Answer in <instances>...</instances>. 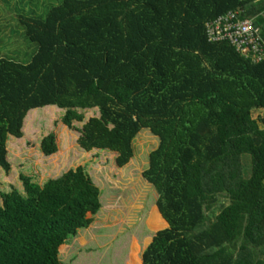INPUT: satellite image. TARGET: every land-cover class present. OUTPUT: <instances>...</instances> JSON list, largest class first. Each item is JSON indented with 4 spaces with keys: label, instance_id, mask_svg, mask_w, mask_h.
Wrapping results in <instances>:
<instances>
[{
    "label": "trees",
    "instance_id": "1",
    "mask_svg": "<svg viewBox=\"0 0 264 264\" xmlns=\"http://www.w3.org/2000/svg\"><path fill=\"white\" fill-rule=\"evenodd\" d=\"M234 11L264 37V0H62L26 19L37 54L0 59V169L10 174L9 138H24L37 109L62 111L78 146L117 154L118 168L149 129L160 144L144 177L169 227L142 264H264V116H251L264 110V61L208 37V23ZM88 110L97 115L84 123ZM40 148L57 155V135ZM21 182L23 193L1 195L0 264H63L61 249L102 209L101 190L84 168Z\"/></svg>",
    "mask_w": 264,
    "mask_h": 264
},
{
    "label": "rangeland",
    "instance_id": "2",
    "mask_svg": "<svg viewBox=\"0 0 264 264\" xmlns=\"http://www.w3.org/2000/svg\"><path fill=\"white\" fill-rule=\"evenodd\" d=\"M62 0H0V59L26 65L38 52V45L26 35V19H44ZM97 115L85 111V122ZM60 110L37 109L29 113L24 124V138H9L7 143L10 174L0 169L1 195L16 189L23 193L21 177H30L39 186L58 180L70 171L84 168L101 190L102 209L89 229L70 237L61 249L63 264H142L143 254L153 237L169 227L159 207V193L144 177L149 156L159 147V139L143 129L133 143L134 158L122 168L116 165L117 154L82 150L75 130L62 123ZM253 119L264 110L251 113ZM84 123L75 122V128ZM55 133L60 151L48 158L41 152L45 136ZM245 172L249 164L245 162ZM221 202L228 205V200Z\"/></svg>",
    "mask_w": 264,
    "mask_h": 264
},
{
    "label": "built area",
    "instance_id": "3",
    "mask_svg": "<svg viewBox=\"0 0 264 264\" xmlns=\"http://www.w3.org/2000/svg\"><path fill=\"white\" fill-rule=\"evenodd\" d=\"M242 11L229 12L208 23L210 43L228 41L240 55L253 62L264 61V37L253 19H240Z\"/></svg>",
    "mask_w": 264,
    "mask_h": 264
}]
</instances>
